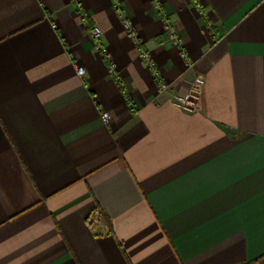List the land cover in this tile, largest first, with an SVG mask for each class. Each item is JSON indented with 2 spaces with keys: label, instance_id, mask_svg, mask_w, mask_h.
<instances>
[{
  "label": "crops",
  "instance_id": "0c3cea01",
  "mask_svg": "<svg viewBox=\"0 0 264 264\" xmlns=\"http://www.w3.org/2000/svg\"><path fill=\"white\" fill-rule=\"evenodd\" d=\"M0 264H264V0H0Z\"/></svg>",
  "mask_w": 264,
  "mask_h": 264
},
{
  "label": "built area",
  "instance_id": "2783aa9c",
  "mask_svg": "<svg viewBox=\"0 0 264 264\" xmlns=\"http://www.w3.org/2000/svg\"><path fill=\"white\" fill-rule=\"evenodd\" d=\"M162 23H163V29L164 32L167 34L168 42L171 43L173 46L180 47V39L175 33L174 29V23L171 21V19L165 14L162 13L161 16ZM123 27L126 31L127 35L132 39L134 44L138 47L139 51V57L141 60L145 61L148 68L151 70L154 79L157 83V91L159 95H168L171 97L172 104L184 111L187 112H197L200 108L199 101H200V88L203 84V80L200 77H196L192 80L189 86L188 92L180 96L178 95L173 86L167 82H165L159 72L155 69L154 63L150 60L148 54L141 50L138 45V41L136 38V34L134 31V27L129 22H126L123 20ZM90 35L92 38L93 46L95 52L102 57V59L105 61L107 68L112 76H114V79L119 83L120 79L117 75L114 73V65L110 62V55L108 53L107 48L102 44V32L98 27H92L90 29ZM182 58H186V54L181 53ZM189 68L191 65L188 66ZM76 73L78 76L82 77L84 76V69L81 67H78L76 69ZM102 121L107 122L108 121V114L104 113L102 115Z\"/></svg>",
  "mask_w": 264,
  "mask_h": 264
}]
</instances>
